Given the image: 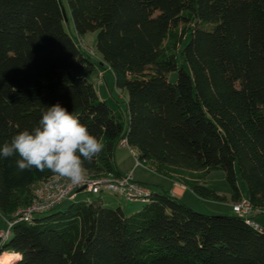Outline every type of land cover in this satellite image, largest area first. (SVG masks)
<instances>
[{
    "label": "trees",
    "instance_id": "obj_1",
    "mask_svg": "<svg viewBox=\"0 0 264 264\" xmlns=\"http://www.w3.org/2000/svg\"><path fill=\"white\" fill-rule=\"evenodd\" d=\"M60 1L73 34L59 0H0V147L59 103L104 145L86 175L122 174L114 151L125 141L140 164L203 199L225 200L202 185L223 171L231 202L241 181L264 213V0ZM88 32L98 61L77 41ZM99 68L126 91L123 110L99 99L89 77ZM18 158L0 157L9 218L57 176L19 171ZM69 202L13 224L0 254H15L10 264H264V230L195 211L167 190L130 214L99 199Z\"/></svg>",
    "mask_w": 264,
    "mask_h": 264
},
{
    "label": "rangeland",
    "instance_id": "obj_2",
    "mask_svg": "<svg viewBox=\"0 0 264 264\" xmlns=\"http://www.w3.org/2000/svg\"><path fill=\"white\" fill-rule=\"evenodd\" d=\"M67 23L64 22L65 29L69 33L73 34L71 19H69V23ZM95 35V32H88L85 35L79 37L77 41L81 46L84 47L85 51L88 52L95 61H98L99 55L95 51ZM89 77L100 100L107 99L108 103L110 104L111 97L112 100L114 99L118 102V105L122 110L124 109L127 93L125 90L117 89L114 87L113 76L108 69L103 70L102 68H99L92 72ZM167 78L168 81L175 82L177 73L170 72L167 75ZM114 160L118 171L127 172L129 170H133L134 179L149 188L150 194L158 189L159 186L173 187V185H177V187L180 186L181 188L187 190L181 197V200L193 210L211 215H234V213L232 212V206L234 205V203L231 202V190L225 179L223 171L217 170L210 172L202 182V185L210 190H213L219 196L224 197L225 200H209L198 197L193 193V191H191V189H189V187H187L182 181H180L181 179L179 178L169 177L168 175L159 173L154 169H151L148 165H136L135 155H133L129 147L122 146L121 142L114 151ZM238 186L242 194V198L238 202H243L246 199L245 196H247L245 184L241 181H238ZM98 199L101 201L104 207H120L125 213L128 214L138 211L144 205V202H129L123 197L108 191H102L96 194L81 193L74 200V202L95 201ZM70 203L71 202L69 201H64L61 205H59L58 209L63 210ZM252 215H254V218L255 216H257L256 220L264 230V213L255 211ZM42 216L44 215H39V217ZM8 219H10L8 216L0 214V231L7 229L6 221ZM3 253L0 254V260L4 255Z\"/></svg>",
    "mask_w": 264,
    "mask_h": 264
},
{
    "label": "clouds",
    "instance_id": "obj_3",
    "mask_svg": "<svg viewBox=\"0 0 264 264\" xmlns=\"http://www.w3.org/2000/svg\"><path fill=\"white\" fill-rule=\"evenodd\" d=\"M103 143L92 135L74 111L59 103L47 107L38 125L22 130L0 147V157L18 156L19 171L48 170L73 185L86 179L85 161L103 150Z\"/></svg>",
    "mask_w": 264,
    "mask_h": 264
},
{
    "label": "built area",
    "instance_id": "obj_4",
    "mask_svg": "<svg viewBox=\"0 0 264 264\" xmlns=\"http://www.w3.org/2000/svg\"><path fill=\"white\" fill-rule=\"evenodd\" d=\"M125 141L122 146H127ZM133 155L135 152L130 149ZM140 163L136 159V165ZM83 183L73 185L64 178L53 176L37 185L33 190L30 204L19 208L10 219L6 221L7 229L0 231V244L5 242L10 234V228L17 222H30L34 217L49 212L64 201H73L81 193L96 194L102 191L112 192L123 197L129 202H146L150 196V189L134 179L133 170H129L119 176L105 174L97 177L86 175ZM253 209L247 200L236 202L232 206V212L243 217L253 228L263 231V228L254 219Z\"/></svg>",
    "mask_w": 264,
    "mask_h": 264
},
{
    "label": "crops",
    "instance_id": "obj_5",
    "mask_svg": "<svg viewBox=\"0 0 264 264\" xmlns=\"http://www.w3.org/2000/svg\"><path fill=\"white\" fill-rule=\"evenodd\" d=\"M115 161V160H114ZM116 164V163H115ZM120 172V171H119ZM128 172V171H127ZM120 173H125V172H120ZM171 185V184H170ZM161 190H167L169 191L171 194L177 196L178 198L181 199V197L185 194V192L187 191L184 188H181L180 186L177 187V185H173V187L168 186V187H163V186H159L158 189H156L154 192H160ZM257 219V216H255V220ZM257 221V220H256ZM258 223V221H257ZM6 254V253H3Z\"/></svg>",
    "mask_w": 264,
    "mask_h": 264
},
{
    "label": "bare ground",
    "instance_id": "obj_6",
    "mask_svg": "<svg viewBox=\"0 0 264 264\" xmlns=\"http://www.w3.org/2000/svg\"><path fill=\"white\" fill-rule=\"evenodd\" d=\"M16 257L13 253H6L2 256L0 262L1 264H10Z\"/></svg>",
    "mask_w": 264,
    "mask_h": 264
},
{
    "label": "water",
    "instance_id": "obj_7",
    "mask_svg": "<svg viewBox=\"0 0 264 264\" xmlns=\"http://www.w3.org/2000/svg\"><path fill=\"white\" fill-rule=\"evenodd\" d=\"M59 3H60V6H61V12H62V16H63L64 22L67 23L68 19H67V15H66V12H65V8L62 6L60 0H59Z\"/></svg>",
    "mask_w": 264,
    "mask_h": 264
}]
</instances>
